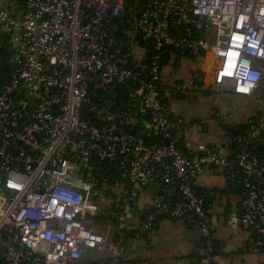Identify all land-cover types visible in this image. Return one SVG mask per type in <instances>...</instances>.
Segmentation results:
<instances>
[{"label": "built area", "instance_id": "1", "mask_svg": "<svg viewBox=\"0 0 264 264\" xmlns=\"http://www.w3.org/2000/svg\"><path fill=\"white\" fill-rule=\"evenodd\" d=\"M116 23L153 41L146 66L114 40ZM180 28L185 29L182 37L177 36ZM191 29L201 35L193 37ZM166 47L193 56L211 55L214 87L262 104L261 117L236 139V159H227L205 143L187 152L179 149L188 123L170 117L161 102L160 64ZM4 58L0 264H72L87 250L113 247L107 236L90 227L100 210L94 199L95 165L102 161L116 164L129 185L114 216L119 244L131 200L156 179L164 184V195H156L140 228L144 233L154 212L171 205V186L177 181L183 199L173 203L170 216L196 218L200 264H217V222L197 196L196 181L205 170L223 174L233 169L247 178L246 193L239 199L241 211L229 214L228 226L254 227L264 239V188L258 181L264 176V160L248 146L264 134V0H11L0 9V61ZM90 83L101 90L135 84L129 98L148 113L147 136L169 143L148 144L123 133L112 117L99 125L86 121ZM196 90L190 77L169 84L165 96L189 97ZM257 244L264 247L263 241ZM115 263L117 257L110 261Z\"/></svg>", "mask_w": 264, "mask_h": 264}, {"label": "trees", "instance_id": "2", "mask_svg": "<svg viewBox=\"0 0 264 264\" xmlns=\"http://www.w3.org/2000/svg\"><path fill=\"white\" fill-rule=\"evenodd\" d=\"M116 29L113 30V38L117 43H121L123 47L133 54L134 59H138L140 66H146L148 64V56L150 53H152L154 43L151 39L145 40L136 32L130 31L129 27L126 24L123 23H116ZM192 36L193 37H199L201 34L197 32L195 29H191ZM185 29L180 28V34H177V36H184ZM142 54L144 56H142ZM162 62H161V78H162V105L164 106V109L168 111V100L173 98H187V96L184 95H168L165 96L166 93H168V86L171 83H180V81H174L172 82V78H168L167 74L170 73L173 75V72L177 70V63L176 61H179L180 58H188L191 59L194 62V72L191 76L193 79L197 90L201 89L203 85V77L204 73L200 71V65L202 64L204 60V56L197 55L193 56L189 54L188 52H184L181 50H177L172 47H166L163 49L162 53ZM175 60V61H174ZM166 68L169 69L168 73H165ZM6 70L5 66V58L3 61H0V73H4ZM167 79L170 81L168 82ZM2 82V76H0V83ZM135 88V84L133 83H123V84H113L109 89L107 90H101L98 88H95L94 83H90L89 85V95L91 97V103L87 108V115H84V119L88 121L91 124L99 125L101 124V121L105 118L112 117L114 122L118 125V129L126 134H130L131 131L134 132V134H131L135 137H142L148 144L156 143L158 145H164L165 140L159 137H153V136H147L149 129H150V119L148 116V113L145 111V109L142 107V105L139 102H135L129 98L130 92ZM196 90V91H197ZM262 94V93H261ZM255 100V98H253ZM170 117L171 114L169 115ZM261 117V111L254 116L253 118H250L249 121H247L245 124L239 125V126H228L226 129H224V141L226 142L225 149L227 150L228 154L225 155L227 159L234 160L236 159V156L239 153V146L236 141V139L239 136H242L245 134V132L249 129V127L253 124H255L258 119ZM251 122V123H250ZM172 134V138H173ZM179 149L183 152H187L185 141L180 140ZM212 148H217V146L209 145ZM249 151L251 154L258 157L261 161L264 160V134L260 136L258 139L251 140L248 144ZM219 147V146H218ZM223 148V147H222ZM221 150V148H220ZM220 152V151H219ZM221 153V152H220ZM222 154V153H221ZM160 171H162L160 169ZM214 175H220L219 177H224L227 181L226 187L215 192L214 196H211V194L205 190L204 188H201L197 181L196 185V194L197 196L203 201L204 209L213 217V215L210 213L211 209H213L215 202H219L222 200L224 196L226 198L229 197H237L241 198L246 193V188L244 187V182L247 180V178L243 175L242 171L240 169H233L230 171L223 172V174H214ZM95 176L97 179V190L94 193V199L99 204V207L101 211V216H97L96 219H94L93 227L94 229L100 231V234L105 235L107 234V237L112 238L114 233L117 234L118 232V222H116L114 216L119 212V205L122 202V199L129 193V185L128 182H126L123 178H121V171L119 167L116 164L102 161L97 162L95 165ZM258 181L262 182V187L264 188V176L260 177ZM125 185L126 188L122 191L121 194L116 195L112 194V191L120 186ZM155 188L156 189V195L159 194L160 196H163L162 189L164 188V184L161 183L160 179H156L152 181L148 186L143 188L142 190H145L147 188ZM173 190V195L170 197L169 202L171 205L166 210H162L165 215L170 217L171 219H179L192 222L194 225L197 226V220L196 218L191 214H186L182 218H174L170 216V211L173 208V203L182 200V196L180 195L178 191V182L175 181V183L171 186ZM141 190V191H142ZM98 194L105 197V200H101L98 196ZM114 196L113 202H109L110 197ZM128 196V195H127ZM108 200V202H107ZM136 198L131 200V208L134 211V204H135ZM104 204V205H103ZM232 211H241V206L238 203L237 205H231L228 203L224 210H223V221L228 225L227 220L228 216ZM152 212L149 211L148 213L143 215L142 218V225L143 227L146 224V221L149 217V214ZM103 218V219H102ZM104 221V222H102ZM217 222V221H216ZM104 223V224H102ZM154 221L150 224L153 226ZM139 227L137 230H134L129 235V231L127 229L121 230L123 233V242L125 243L126 239L129 237H132V239H138L142 238L144 235L140 231ZM264 227V226H263ZM198 228V227H197ZM117 229V230H116ZM249 229L254 230V227H250ZM116 230V231H115ZM106 236V235H105ZM128 237V238H127ZM117 239V236L115 237ZM257 240L263 241L264 239L262 236L258 235ZM215 246V255L216 251L218 250V244L216 241H213ZM202 244V240H201ZM200 244V246H201ZM200 248V247H199ZM262 250H264V247L260 246ZM197 263L200 264V258L198 256L197 252ZM112 258H110L105 264H110V261ZM25 264H30L28 262H25Z\"/></svg>", "mask_w": 264, "mask_h": 264}, {"label": "crops", "instance_id": "3", "mask_svg": "<svg viewBox=\"0 0 264 264\" xmlns=\"http://www.w3.org/2000/svg\"><path fill=\"white\" fill-rule=\"evenodd\" d=\"M213 60L211 55L204 57L200 65V71L204 73L203 85L191 97L196 96L198 92H204L203 94L205 95L207 89L214 88L212 84ZM175 63H177V70L172 75L174 81L184 82L192 76L195 69L194 62L191 59L180 58ZM167 81L170 82L168 79ZM262 91L264 92V83ZM243 99L253 100V98ZM170 102H173V100L169 99L167 102L168 112L173 117L182 118L188 123L184 137L187 149L205 143L219 146L223 155L228 154L225 149L226 142L224 138L216 140L215 135L208 131L207 126L202 123H192L183 117L180 111L171 105ZM249 119L248 117L247 121ZM223 134L224 130L221 132L222 136H224ZM197 183L201 188L207 190L211 196H214L215 192L217 193L226 187L227 181L224 177L216 176L209 170H205L198 176ZM153 189V196L149 200L140 195L141 191L137 195L134 211H131L126 220L125 229L129 231V235L132 231L141 227L143 215L152 210L157 192L155 188ZM221 199L219 202H215L213 209L210 211L217 221L213 234L214 240L218 244V250L215 255L217 264H264V250L257 244V233L249 228L231 229L223 221L222 214L225 206L228 203L237 205L239 198H226L224 196ZM153 215L154 224L146 232L142 233L144 235L142 238L138 239L136 237L134 240L132 237H127L128 239H126L125 243L119 244L115 238L116 233H114L111 236L112 238H110L112 244L114 243L113 247H107L103 252L87 250L82 258L72 264H105L110 258L114 257H117V263L115 264H196V256L201 244L197 226L190 221L171 219L161 211H155Z\"/></svg>", "mask_w": 264, "mask_h": 264}, {"label": "rangeland", "instance_id": "4", "mask_svg": "<svg viewBox=\"0 0 264 264\" xmlns=\"http://www.w3.org/2000/svg\"><path fill=\"white\" fill-rule=\"evenodd\" d=\"M10 3L11 0H0V9L7 8ZM164 70H166L165 73L169 71L166 67ZM167 77L172 78L173 82L174 79L170 73L167 74ZM203 93L204 92H198L196 96H190L188 98H173V102L170 103L180 111L183 117L190 120L192 123H202L207 126L208 131L215 135L216 140L224 138L221 132L228 126L234 127L242 125L247 122L248 117L253 118L262 108V104L257 103L254 99L245 100L228 91H220L216 87L207 89L205 95ZM125 188V185L117 187L112 191V194L119 195ZM153 193L154 189L150 187L147 190H142L140 195L146 200H149L152 198ZM98 196L101 200H105V197L102 195L98 194ZM113 198L114 196L110 197V203L113 202ZM101 213L102 212H99L100 217H102ZM95 231L100 234V231L96 229ZM105 235L107 236V234Z\"/></svg>", "mask_w": 264, "mask_h": 264}, {"label": "water", "instance_id": "5", "mask_svg": "<svg viewBox=\"0 0 264 264\" xmlns=\"http://www.w3.org/2000/svg\"><path fill=\"white\" fill-rule=\"evenodd\" d=\"M130 134H134V132L131 131ZM168 143H169V141L166 140V141H165V144L167 145ZM216 151L219 152V151H220V147H217V148H216Z\"/></svg>", "mask_w": 264, "mask_h": 264}]
</instances>
